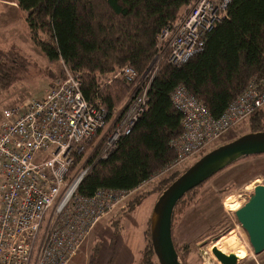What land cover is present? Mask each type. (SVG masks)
I'll use <instances>...</instances> for the list:
<instances>
[{"label":"trees","instance_id":"obj_1","mask_svg":"<svg viewBox=\"0 0 264 264\" xmlns=\"http://www.w3.org/2000/svg\"><path fill=\"white\" fill-rule=\"evenodd\" d=\"M15 1L24 14L33 45L46 61L61 63L77 75L83 98L103 106L109 119L132 88L131 82L116 74L131 67L141 78L149 71L160 52L158 36L194 0ZM225 13L204 35L202 50L187 62L175 66L159 60L143 113L108 157L96 162L89 157L92 166L79 182V195L92 196L100 188L133 189L175 158L169 143L181 133V114L170 96L178 86H184L212 118H218L251 79L264 77V0H230ZM29 61L14 48L0 49V88L24 79V66ZM61 77L60 73L56 79ZM247 121L249 132L264 131V109ZM181 173L161 179L159 195ZM196 188L177 202L171 226L174 213L185 199L192 200ZM140 196L124 212L134 211L143 200ZM149 221L141 256L145 264L154 256ZM184 249L188 250L187 246Z\"/></svg>","mask_w":264,"mask_h":264},{"label":"built area","instance_id":"obj_2","mask_svg":"<svg viewBox=\"0 0 264 264\" xmlns=\"http://www.w3.org/2000/svg\"><path fill=\"white\" fill-rule=\"evenodd\" d=\"M230 0H194L158 36L159 55L141 78L131 67L116 74L132 83L128 100L107 119L101 105L83 98L80 78L66 67L63 78L37 98L2 110L0 119V264H67L91 229L147 183L180 173L193 158L223 138L230 128L264 109V77L247 88L218 118L178 86L171 94L181 114V130L170 141L175 158L133 189L100 188L77 193L89 173L85 147L105 129L94 162L104 160L143 113L158 62L180 65L201 51L204 35L225 16ZM107 129V130H106ZM183 169V170H182Z\"/></svg>","mask_w":264,"mask_h":264},{"label":"rangeland","instance_id":"obj_3","mask_svg":"<svg viewBox=\"0 0 264 264\" xmlns=\"http://www.w3.org/2000/svg\"><path fill=\"white\" fill-rule=\"evenodd\" d=\"M11 48L29 57L30 61L24 66V79L0 88V116L3 109L13 107L26 99L42 96L45 90L59 80L56 79L58 74H65L61 63L52 64L46 61L38 47L33 45L24 14L19 10L16 1L0 0V49ZM157 73L158 70L155 75ZM132 89L133 87L114 110L115 113L128 100ZM249 122L243 120L230 128L223 138L193 158L185 168H189L204 153L249 133ZM104 133L105 129H102L86 145L84 157L78 162L74 172H78L87 156L95 157ZM164 178L140 187L126 198L122 209H115L105 215L91 229L89 236L67 264H145L141 261L145 246V225L150 220L152 208L159 195L157 185ZM263 182L264 154L241 158L196 186L192 200L185 199L174 213L172 222L171 238L181 264H218L211 250L217 248L225 254V249L218 246L233 235L236 236L235 243L232 244L233 250L236 249L235 245L244 248L235 261L237 264H264V251L254 255L248 236L237 223L234 212L248 201L246 192L252 191ZM136 196L143 197L140 205L134 211L124 212ZM186 246L188 250L184 249ZM153 258L149 263L159 264L156 257Z\"/></svg>","mask_w":264,"mask_h":264},{"label":"water","instance_id":"obj_4","mask_svg":"<svg viewBox=\"0 0 264 264\" xmlns=\"http://www.w3.org/2000/svg\"><path fill=\"white\" fill-rule=\"evenodd\" d=\"M262 154L264 131L240 135L204 153L162 191L154 203L149 221L152 251L159 264H181L171 238L172 214L177 202L229 164L243 157ZM245 195L248 201L235 210V217L248 236L255 255L264 251V182ZM211 254L218 264H237L217 248H213Z\"/></svg>","mask_w":264,"mask_h":264},{"label":"bare ground","instance_id":"obj_5","mask_svg":"<svg viewBox=\"0 0 264 264\" xmlns=\"http://www.w3.org/2000/svg\"><path fill=\"white\" fill-rule=\"evenodd\" d=\"M235 240H236V236L233 235L232 237H230V239L225 240L223 243H220L218 246V248L219 247L224 248L225 249L224 250L225 255L234 259V261L238 260V257L244 251V248L237 246V245H235L236 249L233 250L232 244L235 243Z\"/></svg>","mask_w":264,"mask_h":264},{"label":"flooded vegetation","instance_id":"obj_6","mask_svg":"<svg viewBox=\"0 0 264 264\" xmlns=\"http://www.w3.org/2000/svg\"><path fill=\"white\" fill-rule=\"evenodd\" d=\"M234 212H235V211H234ZM242 229H243V228H242ZM244 232H245V231H244ZM219 236H220V235H219ZM220 237H222V236H220ZM220 237H219V238H220ZM219 238H217V239H219ZM151 247H152V246H151ZM154 256H155V255H154Z\"/></svg>","mask_w":264,"mask_h":264}]
</instances>
